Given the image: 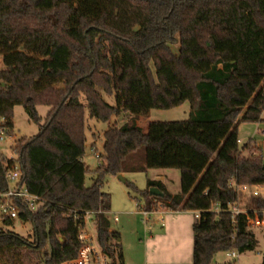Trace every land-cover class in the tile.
<instances>
[{
	"label": "trees",
	"instance_id": "1",
	"mask_svg": "<svg viewBox=\"0 0 264 264\" xmlns=\"http://www.w3.org/2000/svg\"><path fill=\"white\" fill-rule=\"evenodd\" d=\"M0 57V117L14 134V109L22 106L41 127L14 149L24 185L43 200L36 212L24 207L20 214L34 227L32 240L0 230V264L75 259L85 212L111 210L103 178L147 169L181 175L178 194L156 180L138 190L148 213L200 212L193 264L256 250L249 219L264 211V197L237 216L231 206L245 197L235 186L264 188L261 149L252 140L240 148L238 139L242 123L263 121L264 0H0ZM185 103V121L153 122L148 132L138 126L153 110ZM40 106L50 108L44 123ZM124 115L125 124L104 133L99 176L87 187V116L107 123ZM141 148L146 165L126 167ZM6 175L0 160L2 192ZM153 187L164 196L150 195ZM110 228L97 217L104 248Z\"/></svg>",
	"mask_w": 264,
	"mask_h": 264
},
{
	"label": "rangeland",
	"instance_id": "2",
	"mask_svg": "<svg viewBox=\"0 0 264 264\" xmlns=\"http://www.w3.org/2000/svg\"><path fill=\"white\" fill-rule=\"evenodd\" d=\"M173 51L178 54L179 44L172 46ZM4 68L3 59L0 57V69ZM106 101L112 105L116 104L115 97H108L104 95ZM40 116L43 119L46 118L50 108L47 106H40L39 108ZM190 104L185 103L180 107L169 109V110H153L148 116L143 117V121H140L139 125L141 127L147 128L150 121L159 122H178L185 121L189 117ZM130 119L129 115H124L121 117H113L110 122L103 123L96 119H92L87 116V130H86V144H85V156L84 162L89 167L90 171L86 175L85 183L87 187H91L98 179L99 176V166L102 162L98 159L97 153L101 154L104 148V133L111 127H121ZM141 120V118H140ZM258 128L260 133H257ZM41 127L30 120L28 114L26 113L24 107L17 106L14 109V134L11 136L7 147L1 148V151L7 158H17L18 150L14 149L19 141H28L30 138L37 136L40 133ZM264 123L260 124H247L246 126L238 130V139L241 140L239 147L243 148L250 139H263ZM245 141V142H243ZM248 152H244L246 155ZM126 167L132 165H146V149L141 148L134 154H132L127 162ZM162 172L160 169H147L146 171H126L121 174L124 180H121L119 175H106L102 180V189L108 192L111 196V210L106 214V218L109 220L111 227L113 229H121V226L126 221L129 222L126 228L127 242L133 243L136 239L140 238L139 243L147 245L148 256L156 257L157 259L164 258L165 253L175 252L174 247L176 246L172 241L166 240L152 241L150 239L151 235H155L157 231L162 230L161 226H156L155 222L159 219L161 215L159 214H149L148 221L145 217L141 215L140 206L146 205V197L139 191H146L149 186V181L157 180L159 174ZM167 175L170 177V181L167 183V188L172 194H178L181 192V175L180 171L177 169L166 170ZM137 188V190H136ZM151 189V188H150ZM264 197V195L262 196ZM251 195H245L244 199L240 202L243 208L250 205L252 200ZM118 216L120 218L119 223L114 222V217ZM262 217V223L252 227L256 237L258 239V247L256 250L247 252L245 254H238L237 252L233 255L232 252L229 253H219L213 264H261L263 261L264 254V213ZM193 222L198 219L195 215L191 217ZM1 227L0 230L5 232H12L20 235L26 239L34 238V227L32 223L25 222L20 218L13 221L11 225H7L4 219L0 220ZM153 227H155L153 229ZM90 226L88 230L90 231ZM96 228L93 226L92 232H95ZM190 243L191 248L194 244V235L190 233ZM193 236V237H192ZM118 243V241L113 237V244ZM173 247V249H172ZM177 248V247H176ZM192 252V250H190ZM120 254V253H119ZM118 254V255H119ZM163 261V260H159ZM164 262V261H163ZM164 264H167L164 262Z\"/></svg>",
	"mask_w": 264,
	"mask_h": 264
},
{
	"label": "built area",
	"instance_id": "3",
	"mask_svg": "<svg viewBox=\"0 0 264 264\" xmlns=\"http://www.w3.org/2000/svg\"><path fill=\"white\" fill-rule=\"evenodd\" d=\"M13 134L10 132L8 126V120L5 117H0V160L4 161L6 168V180L8 183V190L2 192L0 190V220H11L14 221L20 218L21 211L24 207L30 212H36L41 203L42 198L35 195L29 191V189L23 183V168L19 161V156L17 158H7L1 151V148L7 147V144ZM100 160L101 154H96ZM101 161V160H100ZM101 165V164H100ZM238 193L243 195H251L252 197H261L264 195L263 187H252L248 185L235 186ZM218 210V209H217ZM110 212V211H109ZM140 212L146 217L149 213L145 210L144 206H140ZM231 212L233 216H237L242 213H246V208H243L239 203L231 206ZM108 212L104 211H86L84 214L85 225L80 229L79 240L81 242V247L78 251V255L75 259L65 261L62 264H111V259L109 251L102 247L98 241L97 237V217L104 216ZM262 213L260 211H255V218H250L249 223L252 227L262 223ZM197 218L200 217V212H196ZM114 221L118 222L119 217L116 215ZM90 226V231L87 229ZM95 226L96 231L92 232V228ZM235 255V252H232Z\"/></svg>",
	"mask_w": 264,
	"mask_h": 264
},
{
	"label": "crops",
	"instance_id": "4",
	"mask_svg": "<svg viewBox=\"0 0 264 264\" xmlns=\"http://www.w3.org/2000/svg\"><path fill=\"white\" fill-rule=\"evenodd\" d=\"M263 121L260 123H264V112L262 115ZM140 121H143V117L141 120H138V126L142 128L145 132H148L149 126L153 122L159 121H150L149 126L144 129L139 125ZM253 123V124H260ZM249 123H242L239 126V129L246 126ZM257 133H260V129L258 128ZM264 135V131H263ZM255 145L261 149L262 155L264 158V138L263 139H250ZM249 140V141H250ZM241 142V140L239 139ZM245 142V141H243ZM247 144V143H246ZM245 144V145H246ZM162 172L159 174V177L156 181H161L166 187L167 183L170 181L169 175L166 174V170H174V169H160ZM168 189V188H167ZM170 192V191H169ZM171 193V192H170ZM175 195V194H174ZM143 215L141 212H139ZM151 214H159L161 215L159 219L155 222L156 226H161L162 230L157 231L155 235H151L150 239L152 241L160 240H168L169 242H173L176 246H173L172 249L175 252L165 253L166 256H163L162 259H157L156 257L148 256V247L147 245H143V243H139L136 239L133 243L127 242L126 237V228L129 222H125L122 224L121 229H113L112 227L109 229L108 235L105 240V245L109 251L111 264H193V246L191 248L190 243V233H193V225L195 222L192 220V215L196 216V212L192 211H171L166 209H160L159 211L149 213ZM149 214L145 217V220L148 221ZM121 220L119 218V223ZM155 227H153L154 229ZM194 235V233H193ZM113 237L118 241V243L113 244ZM193 237V236H192ZM177 247V248H176ZM192 250V252L190 251ZM120 253V254H119ZM119 254V255H118ZM163 260V261H159Z\"/></svg>",
	"mask_w": 264,
	"mask_h": 264
},
{
	"label": "water",
	"instance_id": "5",
	"mask_svg": "<svg viewBox=\"0 0 264 264\" xmlns=\"http://www.w3.org/2000/svg\"><path fill=\"white\" fill-rule=\"evenodd\" d=\"M121 180H124V177L122 175H119ZM150 195L156 196V197H163L164 193L157 187H153L150 189ZM0 227H1V222H0Z\"/></svg>",
	"mask_w": 264,
	"mask_h": 264
}]
</instances>
